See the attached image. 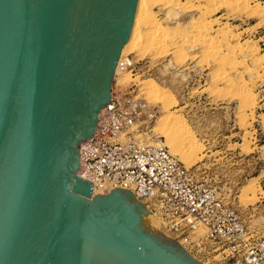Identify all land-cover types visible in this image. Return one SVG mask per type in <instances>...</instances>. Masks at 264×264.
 I'll return each mask as SVG.
<instances>
[{
	"label": "water",
	"instance_id": "1",
	"mask_svg": "<svg viewBox=\"0 0 264 264\" xmlns=\"http://www.w3.org/2000/svg\"><path fill=\"white\" fill-rule=\"evenodd\" d=\"M137 2L0 0V264H204L131 190L78 175Z\"/></svg>",
	"mask_w": 264,
	"mask_h": 264
},
{
	"label": "rangeland",
	"instance_id": "2",
	"mask_svg": "<svg viewBox=\"0 0 264 264\" xmlns=\"http://www.w3.org/2000/svg\"><path fill=\"white\" fill-rule=\"evenodd\" d=\"M175 1L144 0L164 28L158 42L166 46L158 43L162 49L155 48L149 40H144L149 47L145 42L138 48L129 46L120 61L130 55L136 67L122 72L118 64L111 93L133 91L141 101L133 128L138 139L165 145L187 167L197 168L199 178L219 188L249 230L264 236V0H246L245 5L241 3L245 0H233L229 7L220 1ZM222 36H227L225 41ZM180 138L185 139V148ZM152 219L162 226L153 214ZM193 256L204 264H221L206 254Z\"/></svg>",
	"mask_w": 264,
	"mask_h": 264
},
{
	"label": "built area",
	"instance_id": "3",
	"mask_svg": "<svg viewBox=\"0 0 264 264\" xmlns=\"http://www.w3.org/2000/svg\"><path fill=\"white\" fill-rule=\"evenodd\" d=\"M119 64L122 70L136 67L129 56ZM140 114L133 91L111 95L94 134L78 147V175L99 194L131 190L192 255L206 254L221 264H264V236L249 230L219 188L199 178L197 168L187 167L165 145L139 140L133 128Z\"/></svg>",
	"mask_w": 264,
	"mask_h": 264
},
{
	"label": "bare ground",
	"instance_id": "4",
	"mask_svg": "<svg viewBox=\"0 0 264 264\" xmlns=\"http://www.w3.org/2000/svg\"><path fill=\"white\" fill-rule=\"evenodd\" d=\"M160 1V0H159ZM177 1V0H176ZM175 1V2H176ZM214 1H217L216 2V4L220 1V4H223V3H228V6L227 7H229L230 5V3H232L233 2V0H209V2H213V4H214ZM239 1H241V0H239ZM250 1V0H249ZM248 1V2H249ZM165 2V1H164ZM166 2H167V0H166ZM172 2V1H171ZM174 2V1H173ZM244 3V5L245 4H247V1L245 0V1H241V3ZM157 3H158V1H157ZM156 3V4H157ZM162 3H163V1H162ZM207 3H208V1H207ZM238 3V2H237ZM160 4H161V2H160ZM177 4V3H176ZM249 4V3H248ZM210 5V4H209ZM258 5V4H257ZM257 5H255V6H253L255 9L257 8V9H259V7L257 6ZM153 6V5H152ZM167 6V5H166ZM169 6V5H168ZM188 6V5H187ZM241 6H242V4H241ZM249 6V5H248ZM179 7H181V6H179ZM205 7V6H204ZM221 7V6H220ZM219 7V8H220ZM232 7H233V5H232ZM250 7V6H249ZM248 7V8H249ZM163 8H164V6H163ZM199 8V7H198ZM201 8H202V6H201ZM200 8V9H201ZM222 8V7H221ZM235 8H237V5H236V7ZM251 8V7H250ZM147 9H149V8H147L146 6H145V3H144V0H138V2H137V8H136V13H135V17H134V22H133V26H132V31H131V36H133V38L135 39V41L133 42V41H131V39H130V37H129V39H128V41H127V43L125 44V46H124V48H123V50H122V53H121V56H123L124 55V53L126 52V50H127V48H129V46L131 47V46H133L134 48L136 47V45H137V47L136 48H138V47H141V45H142V43H144L145 41L144 40H146V41H150V43L156 48V45H157V48H161L162 49V47H160L161 45H164V44H162V43H160V42H158L159 40H158V37L160 38V36L163 34V31H164V28H163V26L161 25V23H160V21L159 20H156V19H154L153 17H152V11L151 10H147ZM191 9H193V8H191ZM197 9V8H196ZM246 9V8H245ZM256 9V10H257ZM202 10V9H201ZM205 10H208V8L207 9H205ZM211 10L213 11V9L211 8ZM238 10V9H237ZM241 10V9H240ZM248 10V9H247ZM261 10V9H260ZM215 11V10H214ZM239 11V10H238ZM206 12H208V11H206ZM241 12V11H240ZM251 12V11H250ZM259 12V11H258ZM261 12V11H260ZM262 12H263V9H262ZM210 13V12H209ZM208 13V14H209ZM214 13V12H213ZM255 13V12H254ZM257 13V12H256ZM202 14H207V13H203L202 12ZM207 14V15H208ZM261 15V14H260ZM209 16H211L210 14H209ZM200 19V18H199ZM204 20H205V18H203ZM202 20V19H201ZM207 20V19H206ZM199 21V20H198ZM203 21V20H202ZM201 21V22H202ZM204 22V21H203ZM202 22V23H203ZM206 22V21H205ZM211 22V21H210ZM210 22H209V24H208V22L206 23V25L208 26V25H210ZM197 23V22H196ZM199 23H200V21H199ZM211 23H213V24H215L214 22H211ZM198 24V23H197ZM204 24V23H203ZM212 24V25H213ZM199 25L201 26L202 24L200 23V24H198L197 26L199 27ZM212 25H211V27H212ZM196 26V27H197ZM205 25H203V27H204ZM206 26V27H207ZM195 27V29L197 30V28ZM211 27H210V31L213 29H211ZM143 28L145 29V30H148L147 32H142V30H143ZM201 28V27H200ZM208 28H209V26H208ZM225 28V27H224ZM202 29V28H201ZM200 29V30H201ZM229 29V28H228ZM228 29H226V30H228ZM200 30H198L197 32H199L200 33ZM204 30V28L201 30V31H203ZM208 29H207V32L209 31ZM209 31V32H210ZM213 31V30H212ZM221 31H223L224 32V30H221ZM220 31V32H221ZM203 32H205V30L203 31ZM203 32H201V33H203ZM208 32V33H209ZM219 32V31H218ZM219 32V33H220ZM222 32V33H223ZM229 32V30L227 31V32H225V33H228ZM162 33V34H161ZM192 33V32H191ZM218 33V34H219ZM165 34H166V32H165ZM211 34V33H210ZM221 34V33H220ZM219 34V35H220ZM229 34V33H228ZM227 34V35H228ZM230 34H231V32H230ZM177 35V34H176ZM190 35V34H189ZM195 35V34H194ZM193 35V36H194ZM206 35V34H205ZM209 35V34H208ZM222 35V34H221ZM223 36H224V34H223ZM223 36H222V38H223ZM211 37V36H210ZM226 38H227V36H225ZM225 37L223 38L224 39V41H225ZM231 37H232V34H231ZM235 37V36H234ZM203 38V37H202ZM207 38V37H206ZM212 38V37H211ZM210 38V39H211ZM222 38L220 37V39L222 40ZM236 38V37H235ZM196 39V38H195ZM213 40H215V38H212ZM171 40V39H170ZM193 40V39H192ZM203 40V39H202ZM227 40V39H226ZM209 41V40H208ZM212 41V40H211ZM219 41V40H218ZM223 41V40H222ZM220 42V41H219ZM145 43H147V47H149V45H148V42H145ZM145 43L143 44V45H145ZM158 43H159V47H158ZM210 43H212L213 44V42H210ZM218 43V42H217ZM226 44H227V42H225ZM150 44V46H152ZM208 44V43H207ZM211 44V45H212ZM214 44H216V41H215V43ZM175 45V44H174ZM244 45V44H243ZM164 46H166V45H164ZM214 46V45H213ZM212 46V47H213ZM239 46V45H238ZM154 47H153V49H154ZM169 47V46H168ZM207 47V46H206ZM243 47V46H242ZM164 48V47H163ZM170 48V47H169ZM210 48V47H209ZM228 48V47H227ZM236 48H238V47H236ZM152 49V48H151ZM152 49V50H153ZM242 49V48H241ZM243 49H245V48H243ZM242 49V51H244ZM150 50V49H149ZM157 50V49H156ZM211 50H212V48H211ZM210 50V51H211ZM230 50V49H229ZM233 50H236V49H232V51ZM163 51H164V49H163ZM215 51V50H214ZM217 51V50H216ZM231 51V52H232ZM255 51V50H254ZM131 52V51H130ZM181 52V51H180ZM220 52V51H219ZM218 52V54H220ZM233 52H235V51H233ZM240 52V51H239ZM248 52V51H247ZM252 52V51H251ZM250 52V53H251ZM207 53V52H206ZM216 53V52H215ZM228 54H229V52H227ZM237 53V52H236ZM255 53V52H254ZM224 54V53H223ZM249 54V53H248ZM227 55V54H226ZM231 55H232V53H231ZM251 55V54H250ZM120 56V57H121ZM130 57V59L133 61V59H132V57L130 56V55H126L124 58H126V57ZM218 56H220V55H218ZM233 56V58H234V56H235V54L234 55H232ZM252 56L253 55H251V56H249V58L251 57L252 58ZM217 57V56H216ZM214 58V59H217V58H219V57H217V58ZM221 57V56H220ZM226 57H228V55L226 56ZM211 59H212V57H210ZM221 58H223V57H221ZM229 58V57H228ZM232 58V57H231ZM230 58V59H231ZM219 60V59H218ZM225 60H226V58H225ZM261 60V59H260ZM259 60V61H260ZM119 61H120V59H119ZM200 61V60H199ZM205 61H208V58H207V60H205ZM134 62V61H133ZM202 62V61H201ZM215 62V61H214ZM240 62H242V61H240ZM255 62H256V60H255ZM261 62V61H260ZM257 63H258V61H257ZM118 64H119V62H118ZM203 64V63H202ZM243 64V63H242ZM259 64V63H258ZM244 65H245V63H244ZM240 66V65H239ZM117 67H118V65H117ZM117 67H116V69H117ZM119 67H120V64H119ZM224 67V66H223ZM235 67V66H234ZM233 68V67H232ZM120 69H121V67H120ZM121 71L122 72H124V71H131L132 72V70H130V69H121ZM220 71H221V69H220ZM224 71V70H223ZM234 71V70H233ZM247 71H249V70H247ZM116 72V71H115ZM228 73V72H227ZM241 73V72H240ZM219 74V73H218ZM226 74V73H225ZM115 75V74H114ZM220 77H221V75H220ZM224 79V78H223ZM226 79V78H225ZM230 79V78H229ZM219 81H221V79L219 80ZM225 81V80H224ZM226 81H227V79H226ZM142 86V85H141ZM147 87V86H146ZM153 88V87H152ZM151 88V89H152ZM143 89V88H142ZM146 89V88H145ZM148 89V88H147ZM111 90H112V88H111ZM145 91V90H144ZM149 91V90H148ZM152 91V90H151ZM119 91H117L116 93H118ZM154 92V91H153ZM162 92V91H161ZM115 93V94H116ZM148 93V92H147ZM156 93V92H155ZM158 93V92H157ZM150 94H151V92H150ZM152 94H154V93H152ZM111 95H112V93H111ZM147 95V94H146ZM156 95V94H155ZM153 96V95H152ZM137 97V99H140V98H138V96H136ZM158 97V96H157ZM105 108H106V106H105ZM105 108H103L100 112H99V118H100V116H102V113H103V111L105 110ZM169 117V116H168ZM172 119V118H171ZM180 119V118H179ZM177 121V120H176ZM173 127V126H172ZM175 127V126H174ZM181 127V126H180ZM176 128V127H175ZM182 128V127H181ZM173 129V128H172ZM171 129V130H172ZM183 129V128H182ZM184 130H186V129H184ZM173 132H175V131H173ZM177 132V131H176ZM187 132H188V129H187ZM181 133V132H180ZM175 134V133H174ZM182 134H183V132H182ZM189 134V133H188ZM177 136H178V134H177ZM180 136H182V135H180ZM170 137V136H169ZM176 137V136H175ZM173 138V137H172ZM188 138H189V136H188ZM177 139V138H176ZM181 139V138H180ZM193 139V138H192ZM178 140H179V138H178ZM185 140V139H184ZM184 140H180V145L181 146H185V145H187L186 143H185V141ZM186 140H187V138H186ZM85 141V140H84ZM84 141H82V142H80V144L78 145V147H80L81 145H82V143L84 142ZM188 141V140H187ZM186 141V142H187ZM191 141V140H190ZM191 143V142H190ZM188 145H189V143H188ZM191 145H192V143H191ZM191 145H189L190 147H191ZM187 147V146H186ZM189 147V148H190ZM179 148H180V146H179ZM182 148V147H181ZM185 148V147H184ZM192 148H193V145H192ZM190 150V149H189ZM186 152V151H185ZM78 174H81V169H79V171H78ZM99 193H98V191H93V193H92V196H95V195H98ZM149 206V205H148ZM149 217H151L152 218V214L150 213L149 214ZM165 232V231H164ZM166 233V232H165Z\"/></svg>",
	"mask_w": 264,
	"mask_h": 264
}]
</instances>
